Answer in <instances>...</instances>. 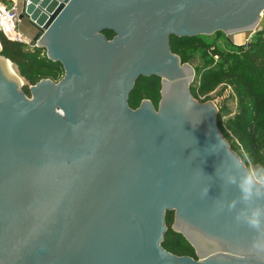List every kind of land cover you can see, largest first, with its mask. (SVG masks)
Masks as SVG:
<instances>
[{
	"label": "water",
	"instance_id": "1",
	"mask_svg": "<svg viewBox=\"0 0 264 264\" xmlns=\"http://www.w3.org/2000/svg\"><path fill=\"white\" fill-rule=\"evenodd\" d=\"M29 1L21 18L64 75L29 97L0 42V264H264V216L259 231L247 223L264 201L245 204L229 183L243 159L170 43L253 34L264 0ZM153 75L158 108H132ZM170 210L197 258L163 246Z\"/></svg>",
	"mask_w": 264,
	"mask_h": 264
},
{
	"label": "trees",
	"instance_id": "2",
	"mask_svg": "<svg viewBox=\"0 0 264 264\" xmlns=\"http://www.w3.org/2000/svg\"><path fill=\"white\" fill-rule=\"evenodd\" d=\"M111 39L115 33L105 30ZM222 32L213 35L195 37L171 36L172 51L183 62L197 58L194 65L196 77L191 85L195 98L205 96V100L223 96L230 88L228 97L236 100V111L225 123L222 118L228 114V97L219 105L218 124L232 148L249 166L264 164V27H259L245 44L221 45L217 38ZM2 54L10 59L14 70L27 84L23 90L30 94V86L42 79L59 81L64 75L60 61H53L46 55V50L38 46L12 41L0 33ZM221 88L218 92L217 90ZM215 96L211 94L216 92ZM143 99H150L158 108L161 99V78L141 76L129 97L132 108L139 107ZM174 211L166 213L167 231L163 246L177 255H189L197 258L195 248L179 232L172 228Z\"/></svg>",
	"mask_w": 264,
	"mask_h": 264
},
{
	"label": "clouds",
	"instance_id": "3",
	"mask_svg": "<svg viewBox=\"0 0 264 264\" xmlns=\"http://www.w3.org/2000/svg\"><path fill=\"white\" fill-rule=\"evenodd\" d=\"M234 163L238 168L243 169L242 175L239 179L236 176L229 177V183L234 184L239 189L242 200L245 204L252 200L264 201V164H256L249 167L244 166V162L238 158H234ZM209 188L203 190L204 195H207ZM236 201L233 200L229 203L228 208L232 210L235 208ZM243 211V210H242ZM264 216V205L257 204L251 211V215L247 218V223L250 227L260 230L261 217ZM237 219H240L238 214ZM258 248H264V245L256 243Z\"/></svg>",
	"mask_w": 264,
	"mask_h": 264
},
{
	"label": "built area",
	"instance_id": "4",
	"mask_svg": "<svg viewBox=\"0 0 264 264\" xmlns=\"http://www.w3.org/2000/svg\"><path fill=\"white\" fill-rule=\"evenodd\" d=\"M0 0V33L4 34L8 39L25 43L28 45L37 43L34 39L25 35L18 29V22L21 20L22 11L19 10V3L17 1ZM25 6L30 3L29 0H23ZM264 18V12L261 14V19ZM259 27H264L260 25Z\"/></svg>",
	"mask_w": 264,
	"mask_h": 264
},
{
	"label": "rangeland",
	"instance_id": "5",
	"mask_svg": "<svg viewBox=\"0 0 264 264\" xmlns=\"http://www.w3.org/2000/svg\"><path fill=\"white\" fill-rule=\"evenodd\" d=\"M8 1H11V0H8ZM4 2H6V0H5ZM29 20H30L29 18H24V19L20 20V21L18 22V29H19L22 33H24L25 35H27V36H29L30 38L34 39L35 36H32V35L29 33V31H28V28H29L28 26H30V30L33 31V32H35V30H34V26L32 25V22H30ZM30 24H31V25H30ZM229 37H230V36H227V35H225V34H221V35H219L217 38L212 39L211 41L217 40V42L220 43L221 45L229 46V44H230L229 41H231V40L229 39ZM232 42L235 43L234 41H231V43H232ZM245 43H246V42H245ZM245 43H244V44H245ZM31 46H35V45L32 44ZM188 62L191 63V65L194 67V65L197 64V63L199 62V60H198L197 58H193V59H191V60L188 61ZM19 76H20V75H19ZM22 80H23L24 85H26V84H27L26 80H25V79H22ZM220 90H221V88H219L217 91L219 92ZM217 91L214 92V93H212L211 95H212V96H215V94L217 93ZM230 91H231V90H230V88H229L223 96H216V98H212L213 101H214V102L216 103V105L218 106V108H219V105L221 104V102L223 101V99H224L225 97H228V95L230 94ZM27 95H28L29 97L31 96L30 94H27ZM198 100L205 101V96H201ZM227 107H228V109H229V112H228V114H226V115L224 116V118H222L223 123H225L226 119H227L229 116H232V115L235 113V111H236V107H237L236 100L233 99V98H231V97H230V98L228 97ZM252 165H255V164H253V163L250 161V165H249V166H252ZM249 166H248V167H249Z\"/></svg>",
	"mask_w": 264,
	"mask_h": 264
},
{
	"label": "crops",
	"instance_id": "6",
	"mask_svg": "<svg viewBox=\"0 0 264 264\" xmlns=\"http://www.w3.org/2000/svg\"><path fill=\"white\" fill-rule=\"evenodd\" d=\"M6 1H7V0H6ZM11 1H12V2L17 1V2L19 3V10H20V12L22 11V13H23V7H24V5H23V3H22L23 0H11ZM22 19H24V18H21V20H22ZM30 25H31V24H30ZM261 25H264V18L261 19ZM28 27H29V28H28L29 33H30L32 36H35L36 33H37V29L34 27L35 32H33V31L30 30V26H28ZM251 36H252V33H237V34L231 35V36L229 37V39H230L231 41H234V42H235L234 44H236V45H241V44H244L245 42L247 43V41L250 40Z\"/></svg>",
	"mask_w": 264,
	"mask_h": 264
},
{
	"label": "bare ground",
	"instance_id": "7",
	"mask_svg": "<svg viewBox=\"0 0 264 264\" xmlns=\"http://www.w3.org/2000/svg\"><path fill=\"white\" fill-rule=\"evenodd\" d=\"M8 65H9L10 70L14 71V72L17 74V72L14 70L12 64L8 62ZM12 71H11V72H12ZM17 75H18V74H17ZM18 76H19V75H18ZM19 77H20V76H19Z\"/></svg>",
	"mask_w": 264,
	"mask_h": 264
}]
</instances>
